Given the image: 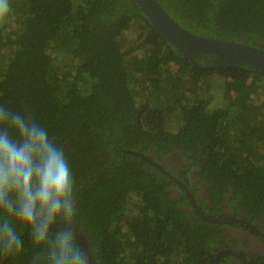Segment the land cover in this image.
Masks as SVG:
<instances>
[{
  "label": "trees",
  "instance_id": "trees-1",
  "mask_svg": "<svg viewBox=\"0 0 264 264\" xmlns=\"http://www.w3.org/2000/svg\"><path fill=\"white\" fill-rule=\"evenodd\" d=\"M157 1L191 33L264 50V0ZM9 5L0 104L30 115L63 148L75 181L72 225L92 263L214 264L219 225L180 209L176 185L146 158L179 155L215 201L232 193L231 207L263 216L264 71L193 67L134 0ZM192 56L206 66L223 60ZM17 230L22 249L0 253V264H32L42 251Z\"/></svg>",
  "mask_w": 264,
  "mask_h": 264
},
{
  "label": "clouds",
  "instance_id": "clouds-1",
  "mask_svg": "<svg viewBox=\"0 0 264 264\" xmlns=\"http://www.w3.org/2000/svg\"><path fill=\"white\" fill-rule=\"evenodd\" d=\"M9 10V0H0V18ZM74 184L64 150L47 129L0 104V253L21 251L19 225L42 248L32 264H90L72 228Z\"/></svg>",
  "mask_w": 264,
  "mask_h": 264
},
{
  "label": "flooded vegetation",
  "instance_id": "flooded-vegetation-1",
  "mask_svg": "<svg viewBox=\"0 0 264 264\" xmlns=\"http://www.w3.org/2000/svg\"><path fill=\"white\" fill-rule=\"evenodd\" d=\"M176 154L179 152L177 151ZM147 161L151 164L150 161L156 162L173 176L168 179L172 180L176 186L175 188L170 186L169 190L172 192L173 199L180 201V209L191 214L196 212L199 218L206 222L209 221L201 215L224 222L218 224L209 222L219 225L213 226L217 228L215 230L217 244L212 246L215 250L214 264H264V214L259 217L243 214L231 207L229 202L230 198H234L232 193L230 197H221L219 201H215L208 193L202 177H199L190 163L179 155L171 154L159 159L154 156L153 159ZM181 191L184 192L183 196Z\"/></svg>",
  "mask_w": 264,
  "mask_h": 264
},
{
  "label": "water",
  "instance_id": "water-1",
  "mask_svg": "<svg viewBox=\"0 0 264 264\" xmlns=\"http://www.w3.org/2000/svg\"><path fill=\"white\" fill-rule=\"evenodd\" d=\"M134 2L138 5L155 30L166 42L180 51L193 67L198 69H209L230 65H243L264 71L263 49L243 42L205 37L191 33L173 19L157 0H134ZM192 52L217 55L222 57L223 60L215 65H202L194 60ZM146 159L148 160V158ZM150 162L161 172L163 171L162 173L167 175L168 178H173V176L168 171L163 170L159 164L153 161ZM176 182L182 185L180 181L176 180ZM184 190L187 193L185 186ZM201 216L212 223H224L219 219L211 218L207 215ZM62 225L63 222L59 225H54V231L58 230ZM72 228L77 234V239L81 243L82 248L88 253L90 264H93L85 234L73 225Z\"/></svg>",
  "mask_w": 264,
  "mask_h": 264
}]
</instances>
